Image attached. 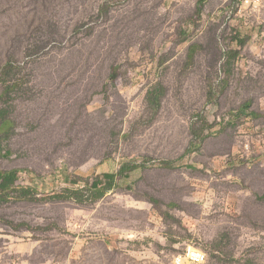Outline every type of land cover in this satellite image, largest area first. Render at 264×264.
Returning a JSON list of instances; mask_svg holds the SVG:
<instances>
[{"label": "rangeland", "instance_id": "rangeland-1", "mask_svg": "<svg viewBox=\"0 0 264 264\" xmlns=\"http://www.w3.org/2000/svg\"><path fill=\"white\" fill-rule=\"evenodd\" d=\"M199 1L0 0V170L35 197L0 264H264V0Z\"/></svg>", "mask_w": 264, "mask_h": 264}, {"label": "trees", "instance_id": "trees-1", "mask_svg": "<svg viewBox=\"0 0 264 264\" xmlns=\"http://www.w3.org/2000/svg\"><path fill=\"white\" fill-rule=\"evenodd\" d=\"M203 7V0L198 2V13H201ZM196 45H192L190 47V57H193L195 52ZM251 107L250 102H246L243 104L239 110V112H245L249 110ZM251 114L254 117L262 116V113L251 111ZM13 122L10 118L1 114L0 112V156H3L7 153L3 152V148L1 145V141L4 137L9 136L11 134ZM193 144H191L190 150L193 148ZM9 153V152H8ZM167 167H171L173 165L172 162H164L163 163ZM136 168V166L131 164H124L120 171L117 174H104V178L106 180L103 183L101 180H97L93 183L91 187L92 191V201H97L101 199L106 193L111 191L116 187V179L118 176H123L125 172L131 171ZM20 178V170L19 169H8V170H0V203L7 202L9 200H32L34 199V189L27 185H21L18 183ZM52 199H76L82 201V197L78 196L77 190L65 189L61 193H56L51 196ZM152 201H156V199L152 198Z\"/></svg>", "mask_w": 264, "mask_h": 264}, {"label": "built area", "instance_id": "built-area-1", "mask_svg": "<svg viewBox=\"0 0 264 264\" xmlns=\"http://www.w3.org/2000/svg\"><path fill=\"white\" fill-rule=\"evenodd\" d=\"M198 260H207V254L198 248L188 246L183 254L176 256L173 260L174 264H189V262H197Z\"/></svg>", "mask_w": 264, "mask_h": 264}]
</instances>
